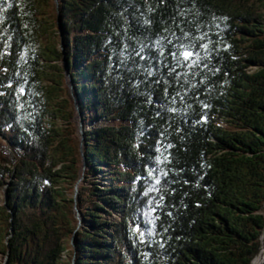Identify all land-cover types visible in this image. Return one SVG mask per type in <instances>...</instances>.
Wrapping results in <instances>:
<instances>
[{
    "label": "trees",
    "instance_id": "16d2710c",
    "mask_svg": "<svg viewBox=\"0 0 264 264\" xmlns=\"http://www.w3.org/2000/svg\"><path fill=\"white\" fill-rule=\"evenodd\" d=\"M0 138V264H253L264 0H0Z\"/></svg>",
    "mask_w": 264,
    "mask_h": 264
},
{
    "label": "rangeland",
    "instance_id": "374dc122",
    "mask_svg": "<svg viewBox=\"0 0 264 264\" xmlns=\"http://www.w3.org/2000/svg\"><path fill=\"white\" fill-rule=\"evenodd\" d=\"M81 115L78 114L77 117H76V121L79 122L80 124V121H81ZM106 124H111L110 122H96V123H88L85 127V130L86 131H89L95 127H100L102 125H106ZM8 133H10V130L8 129L7 130ZM0 148H4V143H3V140L0 138ZM104 179V178H103ZM143 177H138L137 179L135 180H132L133 184H137L139 186V197L140 199H143L142 197L143 196H146V194L148 195L147 193V190L145 189V185L143 184ZM6 182L7 179L5 180ZM131 183V181H130ZM124 183L122 181H117L116 182V185H119V186H122ZM5 197H6V186H0V203L2 205L5 204ZM137 221L139 222L138 223V229L140 228V226H143V225H146L148 219H149V212H148V204H147V200L146 199H143V205H142V202H141V206H139V209H137ZM78 218L80 219L81 221V215L78 214ZM140 224V225H139ZM263 243H264V236H263ZM264 245V244H263ZM3 261V257L0 256V262Z\"/></svg>",
    "mask_w": 264,
    "mask_h": 264
},
{
    "label": "water",
    "instance_id": "95a60500",
    "mask_svg": "<svg viewBox=\"0 0 264 264\" xmlns=\"http://www.w3.org/2000/svg\"><path fill=\"white\" fill-rule=\"evenodd\" d=\"M65 68H66V72H67V78H68V81H69V85H70V88H71V93H72V96L76 100L78 114H80L78 98L76 97V93H75V89H74V85H73V80H72V76H71L70 64H69V60L68 59L65 60ZM85 132H86V130H85L84 126H83V121H82V118H81V121H80V133L82 135V150H83V152H84L83 147H84V140H85ZM83 155H84V153H83ZM84 160H85V155H84ZM85 168H86V165H85ZM77 193H78V191H77ZM9 254H10V252H9ZM8 259H9V255L7 257V262L6 263H8Z\"/></svg>",
    "mask_w": 264,
    "mask_h": 264
},
{
    "label": "bare ground",
    "instance_id": "6f19581e",
    "mask_svg": "<svg viewBox=\"0 0 264 264\" xmlns=\"http://www.w3.org/2000/svg\"><path fill=\"white\" fill-rule=\"evenodd\" d=\"M253 264H264V246H263V250L261 251L260 255L255 259Z\"/></svg>",
    "mask_w": 264,
    "mask_h": 264
},
{
    "label": "snow or ice",
    "instance_id": "6c2138e0",
    "mask_svg": "<svg viewBox=\"0 0 264 264\" xmlns=\"http://www.w3.org/2000/svg\"><path fill=\"white\" fill-rule=\"evenodd\" d=\"M186 55H189V54L186 53Z\"/></svg>",
    "mask_w": 264,
    "mask_h": 264
}]
</instances>
